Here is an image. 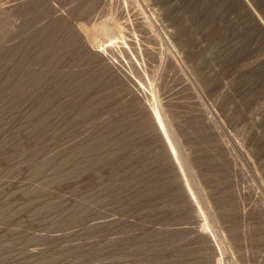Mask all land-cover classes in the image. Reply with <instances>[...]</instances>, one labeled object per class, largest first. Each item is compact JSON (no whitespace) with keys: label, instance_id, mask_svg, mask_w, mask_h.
I'll list each match as a JSON object with an SVG mask.
<instances>
[{"label":"rangeland","instance_id":"374dc122","mask_svg":"<svg viewBox=\"0 0 264 264\" xmlns=\"http://www.w3.org/2000/svg\"><path fill=\"white\" fill-rule=\"evenodd\" d=\"M0 264H264V0H0Z\"/></svg>","mask_w":264,"mask_h":264}]
</instances>
